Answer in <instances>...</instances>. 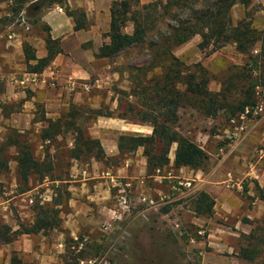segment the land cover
Instances as JSON below:
<instances>
[{"label": "crops", "instance_id": "crops-1", "mask_svg": "<svg viewBox=\"0 0 264 264\" xmlns=\"http://www.w3.org/2000/svg\"><path fill=\"white\" fill-rule=\"evenodd\" d=\"M112 1L116 0H63L60 4H50L41 8L38 21L48 28L47 35L50 39L59 41L61 53L55 55L51 63L39 73L41 79L35 85L25 83L24 86H21L17 83L25 77L24 75L34 74L27 73L25 70L21 45L22 43L30 45L34 57L39 59L46 54L44 39L42 41L41 39L35 40L33 36L24 33L25 30L19 24L15 27L5 24L8 20L6 18L9 15L10 4L8 0H0V87L3 88L4 93L1 95L2 100L10 101L11 96L12 98L23 97L22 92L14 94L12 87L25 88L29 86V89L35 92L29 99H23V107L29 108L31 111L29 115L24 116L28 117V121L24 119L23 122L28 124L33 118L32 107L41 106L43 108V117L32 121V125L36 128H33L31 134L41 143L37 142L35 148L40 149L43 146L52 153L60 152L61 146L55 148L50 145L51 142L49 143L48 140L41 141L40 137L43 135L42 129L45 126V121L60 120L70 106L77 109L81 115H86L82 114L83 111L90 113L92 115L90 121L93 123L86 132V136L98 141L103 157L99 160L89 154L84 161L68 159L67 174L64 173L57 177L52 174L56 166L51 159L53 167L51 178L44 177L39 181L31 176L27 179V183H22L16 175L15 156L17 150L12 144V141L16 139L11 136L4 137L2 143L7 144L0 145L3 146L0 148L2 164L0 167L4 169L0 168V170L8 169L9 161L4 150L10 149L14 157L12 163L15 167L16 182H12L9 189L3 190L0 195V227L8 229L5 234L8 241L0 240V264H10L12 258L22 264H71L69 252L77 251L80 243L98 242L100 232L109 230L112 225L113 227L115 225V213L112 208L114 199L111 194L114 189L110 181L111 177L126 181L137 193L150 191L145 186V177L142 175L141 167L136 172L130 158L123 160L114 170L108 168L104 162H111L113 158L119 156L116 147L117 138L128 136L123 133L122 128L118 127L117 123L121 121L116 118V115H118V102L122 99L120 92L129 93V82L127 78L126 83H121V78L116 81L120 75L106 71L109 66L108 59H96L93 56L97 49L108 41L105 34L108 32L109 7ZM150 1L154 0H139L140 4ZM30 4L31 2L24 4L19 10L18 17L29 16L30 12L36 10V5ZM65 8L71 11H81L84 14V29L72 30L74 23L72 18L65 15ZM127 29L128 31H126ZM124 30L126 33H130L131 26L128 24ZM186 43L174 48L172 54ZM231 46L233 47V45ZM33 48L39 50L35 52ZM30 64H34V62L31 61ZM157 73H159V69H154L153 74ZM51 79L54 81L53 86L50 85ZM86 83L97 84H94L90 91H85L82 86ZM108 86L111 87L106 93L111 94L110 96L113 94L114 97L109 99L108 104L100 99L95 100L94 96L86 98L89 92L105 91ZM111 90L112 92H110ZM132 99L133 97L128 95L126 101L130 103ZM123 100L121 101L123 102ZM98 111H108L111 116H96L95 112ZM20 119L23 120V118ZM17 120L19 118L12 116L11 122L15 123L12 127L16 130L11 131H15L16 135L25 133L26 126L19 125ZM1 122L7 124V116H1ZM1 130L3 129L0 127V132ZM150 134L151 127L149 126L146 134L140 136H149ZM71 135L72 133L67 131L54 137L55 140H63V138L64 141L66 140L62 148L68 155L73 147ZM242 135L239 137V141L230 146L220 162H216L212 157L209 159L210 173L216 171L215 175H217L221 169H225V177L227 173L230 174L234 182L241 185V188L243 183H247L249 195L255 193L252 186H256V189L264 192V129H261L258 122L253 121L249 123L248 129ZM22 142L29 147L35 158L34 151L27 141H20V143ZM137 150H140L142 155V149L138 148L135 151ZM218 152L221 153V150ZM210 153H208L209 156L212 155ZM58 160L56 157V162ZM139 162L144 170L145 158L140 156ZM234 172L239 176H235ZM152 178L153 182L161 184L155 177L152 176ZM20 186L25 187L21 189ZM39 188H43V193H38ZM153 192L159 193L160 190L153 189ZM208 196L210 197L209 194ZM36 197L38 201H36ZM211 199L215 202L214 207L217 206L216 201L220 203L218 198L216 200L211 197ZM250 200L254 206L252 210L244 212V208H241L243 209L241 211L248 219L257 218L264 206L256 197ZM232 206L240 209L239 203H234L231 206L225 205V211H221L222 214L228 213L233 216L234 208ZM11 207L17 208L15 212L18 219L15 222L10 221L9 218V216L11 217ZM42 212L46 213L45 216ZM37 217L43 218L45 226L33 233L28 232L27 230L32 227ZM238 224H241V232L247 237L245 231L247 229L243 228L248 226H244L240 221ZM213 229L220 233L227 230L226 228H223L224 230ZM231 231L229 232L232 236L238 235ZM213 245L219 246L215 242ZM224 249L228 250V248Z\"/></svg>", "mask_w": 264, "mask_h": 264}, {"label": "rangeland", "instance_id": "rangeland-1", "mask_svg": "<svg viewBox=\"0 0 264 264\" xmlns=\"http://www.w3.org/2000/svg\"><path fill=\"white\" fill-rule=\"evenodd\" d=\"M13 1L15 0H8L10 8L8 9L9 15L6 18L8 20L5 24H11L15 27L19 23L20 17H18L19 12H10L12 7H15L13 6ZM41 1L44 2H31L30 5H36L37 8L35 11L30 12L29 16H24L29 27L23 32L33 36L38 41L40 39L42 41L48 33V28L38 21V14H40L41 8L45 7L48 0ZM61 1L63 2V0ZM230 18L233 25L240 20H245L250 23L252 28L264 30V0H248L246 7L236 4L230 10ZM198 42L199 38L193 37L188 43L177 48L174 51H177L176 54L173 52V55L179 59L189 72L195 70L192 68L194 64L201 66L207 74L208 83L206 89L210 93L216 94L222 92V90L224 91L225 88H229V93L225 94L227 95V100L232 101L234 97L241 95L243 91L248 89L250 80L259 78L257 71L246 68L249 59L257 55L258 48L255 47L246 55H242L236 53L231 44H228L211 52L210 47L205 50L198 49L196 47ZM33 49L35 52L39 50ZM145 61V48H132L121 53L118 57L108 60L109 66L106 71L108 73L114 72L117 75L119 74L120 76H118L116 81L121 78V83H126V78L128 81V74L134 73L133 67H137ZM261 64V69H263L261 75L264 76V61ZM147 77H151V74H148ZM110 87L108 86L105 91L94 90L89 92L86 98L94 96L95 100L100 99L102 102L108 104L109 99L114 98L113 94L110 96L111 94L106 93ZM142 87L144 89L139 87L136 90L138 98L130 100L131 103L136 102L137 99V103H135L137 105L136 109H143V106L140 107L142 103L140 98L142 101H146V96L143 98L144 92H142L146 91V84ZM148 87L150 88V86ZM178 88L182 89L179 85ZM12 92L14 94L22 92L23 97L12 98L11 96L10 101L2 100L1 95H4V93L3 88L0 87V117L7 116L8 120L7 124L0 123V127L3 129L0 132V145L7 144L5 142L2 143L4 137L6 138L7 136H11L19 142L25 140L30 145L32 151H34L36 159H53L56 166L54 173H52L53 176L57 177L62 176L64 173L67 174V162L69 158L66 151L62 148L66 142L64 138L63 140H54L50 143L55 148L61 146L62 150L60 149V152H48L43 146L40 149L35 148L37 142H40L31 134L33 128H36L32 125V121L43 117V108L41 106L32 107L33 118L28 124H24L23 122L24 119L28 121V117L24 116L29 115L31 112L29 108L23 107V99H29L35 92L29 89V86L25 88L12 87ZM148 96L151 97V89ZM122 104H124V100ZM256 107H258L257 110ZM245 109H247L248 113L241 120L240 115ZM244 110L239 114H235L233 118L227 119L229 114L226 110L217 111L213 117L205 116L203 112L196 108L192 100L180 107L172 108L174 113V120L171 124L172 130L180 136L190 139L206 155L204 167L201 170L174 169L171 163L175 146L172 145L170 147L167 154L169 164L161 168L162 173L164 175L169 173L174 179L170 181L173 182L175 180L189 181V188H179L178 191H173L170 189L167 180H163L161 184L153 182V173H146L145 167L143 170V166L139 162L140 156H142L140 150L128 155H119L113 158L111 162L104 161L108 168L114 170L119 166V163L130 158L136 172L141 167L142 175L145 177V186L150 189L148 193L151 196H155L156 192H153V189H159L160 193L167 198L165 203L155 212L140 215L142 207L139 206L132 209L128 215L125 214L121 220L114 221V227L112 225L109 230L100 232L98 242L86 243L94 247L93 249L83 248L84 255L80 260H95L96 263L102 260L106 264H264V208L257 218L251 219L246 218L243 211H241L243 210L241 208H244V212L252 210L254 206L250 199L254 197L261 201L264 206V192L256 189V186H252L255 193L252 194L253 196L249 195L247 183H243L240 190H226L222 185V181L225 179V169H221L217 175H215L216 171L210 173L209 159L212 157L216 162H220L225 157L230 146L239 141V137L243 136L242 134L248 129L250 122H258L261 129H264V89L257 86L252 90V105L245 107ZM124 112L126 113V110L122 106L119 109V113ZM82 114L86 115H82L80 119V129L86 135V132L93 123L90 121L92 115L84 111ZM12 116L19 118L17 120L19 125L23 124L26 126L25 133L16 135L15 131H11L16 130V128L12 127L15 124L11 122ZM20 118H23V120ZM128 118L130 119V117ZM120 121L117 123L118 127L122 128L124 134L131 136L145 135L149 128L148 124L138 125L137 123L121 119ZM240 126L244 128L241 136L236 140L229 139L227 136L236 131ZM2 147L0 146V148ZM218 150H221V153ZM208 153L212 155L209 156ZM4 154L7 156L9 163L8 169L5 171L0 170V195L3 190H8L11 183L16 179L15 167L12 163V159L14 158L12 151L5 149ZM56 157L59 159L57 162ZM234 175L239 176L235 172ZM24 187L20 186L21 189ZM42 189L39 188L38 193H43ZM199 192L209 194L210 198L220 199V203L216 201V207H214L215 202L213 201L214 205L209 217L198 216L192 210V203ZM111 194L114 196L115 191L113 190ZM36 201H38L37 197ZM234 203H239L240 209L238 210L232 206L234 208L233 216L228 213L222 214L221 211H225V205L231 206ZM10 210V221H17L18 217L15 212L17 208L11 207ZM238 221L244 226H248L247 228H243L247 229L245 230L247 237L241 232L242 226L240 227L241 224H238ZM213 228L220 230L226 228L227 230L220 233ZM230 230H232L231 232L238 233V235L232 236L229 232ZM214 242L218 243L219 246L213 245ZM245 246L250 251L257 252V256L252 261L243 260L237 255L239 249ZM224 248H228V250ZM77 263L78 261L75 262V264Z\"/></svg>", "mask_w": 264, "mask_h": 264}, {"label": "trees", "instance_id": "trees-1", "mask_svg": "<svg viewBox=\"0 0 264 264\" xmlns=\"http://www.w3.org/2000/svg\"><path fill=\"white\" fill-rule=\"evenodd\" d=\"M15 1L11 13L19 12L27 2H44ZM61 2V0H48L45 7ZM236 4L246 7L248 0H154L145 4H140L139 0H116L110 3L108 32L105 34L108 41L102 44L93 56L96 59L111 60L132 48L143 47L146 50V61L133 67L134 73L128 74L129 93L120 92L122 99L118 102V115H116L118 119L139 125L148 124L151 127L149 136H119L116 142L119 155H128L138 148L142 149L146 173L151 174L155 169H161L169 164L167 154L172 145L175 146L172 159L174 169L187 168L197 171L204 167L206 160L204 151L190 139L172 130L171 124L174 120L172 108L180 107L192 100L196 108L205 116L213 117L217 111L226 110L229 114L227 119H231L235 114L241 113L245 107L252 105V90L255 87L260 86L264 89V76L261 75L263 71L261 62L264 61V30L252 28L245 20L233 25L230 10ZM64 12L67 17L72 18L73 31L85 28L84 14L81 11L65 8ZM128 24L131 26L130 33L124 30ZM194 36L200 39L197 44L200 50L210 47L211 52H214L231 44L235 52L246 55L255 47L258 48L257 55L249 59L246 68L257 71L259 78L250 80L249 90L246 89L232 101L227 100L226 94L229 93V88L216 94L210 93L206 89L208 77L201 66L194 64L192 68L195 70L189 72L172 54L174 48ZM43 41L46 54L39 59L34 57L30 45L22 43L21 50L27 73H41L54 56L61 53L58 40H52L47 35ZM31 61L34 64H30ZM154 69H159V73L153 74ZM148 74H151V77H147ZM144 84L146 91L142 92H144L143 98L146 96V101L140 98L142 102L140 107L143 106V109H136L137 99L136 102L131 103L126 99L128 95L134 100L138 98L136 90L139 87L144 89L142 87ZM178 85L182 89H179ZM148 89H151V97L148 96ZM123 98L124 104L121 101ZM122 106L126 113H119ZM95 114L102 117L111 116L108 111H98ZM81 118V113L70 106L60 120L45 121L40 139L48 140L50 143L55 140V135L70 131L73 147L69 152V159L84 161L91 154L95 159L101 160L103 157L98 141L90 139L80 129ZM12 144L17 150L15 164L19 181L27 183V179L31 176L39 181L44 177L51 178L53 167L50 160H36L29 147L23 142L13 140ZM0 166H2L1 162ZM213 205V200L206 193L199 192L192 203V210L198 216L208 217L211 215ZM42 214L45 216L46 213L42 212ZM43 226H45L43 218L37 217L27 231L33 233ZM0 228V240L8 241V237L5 236L8 229ZM93 247L82 244L80 251L69 252L71 264H75L83 257V248L93 249ZM237 255L243 260L252 261L257 256V252L250 251L245 246L239 249ZM10 264L22 263L12 258Z\"/></svg>", "mask_w": 264, "mask_h": 264}, {"label": "built area", "instance_id": "built-area-1", "mask_svg": "<svg viewBox=\"0 0 264 264\" xmlns=\"http://www.w3.org/2000/svg\"><path fill=\"white\" fill-rule=\"evenodd\" d=\"M19 26L22 27L24 30H27L29 25L25 19V17L20 16L19 18ZM25 77L21 79L17 84L24 86L25 83H29L31 85H35L40 79L41 76L39 74H26ZM53 77V74H51ZM97 82V81H96ZM54 81L53 79L50 80V85L53 86ZM94 84L97 83H86L82 86L83 90L90 91ZM258 107H256V110ZM248 111L245 109L243 113L240 115V119L242 120L245 115H247ZM243 126H240L236 131L230 133L227 137L229 139H237L239 135L243 132ZM111 177L110 175H108ZM153 177L159 181V183H162L163 180H167V183L171 190L178 191L179 188H189L190 182L189 181H183V180H174L169 173H166L165 175L162 173V169H155L153 172ZM153 179V178H152ZM111 183L112 187L115 191V195L113 196V210L115 213L114 221L121 220V218L126 214L128 215L132 209L135 207H142L140 211V215H145L146 213L155 212L157 211L166 200V196L162 195L160 192L155 193V196H151L148 192H141L137 193L134 189H132L131 185L128 184L126 181H122L120 179L111 177ZM222 185L226 190H233L237 189L240 190L241 185L239 183L234 182L232 176L230 174H226L225 179L222 181ZM82 247V243L79 244L78 249L80 250ZM77 264H106V262H103L100 260L96 263L95 260H78Z\"/></svg>", "mask_w": 264, "mask_h": 264}]
</instances>
